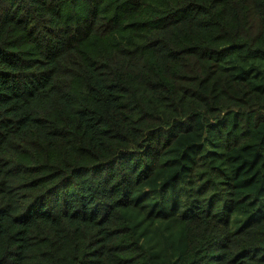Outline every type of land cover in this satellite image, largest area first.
Segmentation results:
<instances>
[{"label": "trees", "instance_id": "obj_1", "mask_svg": "<svg viewBox=\"0 0 264 264\" xmlns=\"http://www.w3.org/2000/svg\"><path fill=\"white\" fill-rule=\"evenodd\" d=\"M0 264H264V0H0Z\"/></svg>", "mask_w": 264, "mask_h": 264}]
</instances>
